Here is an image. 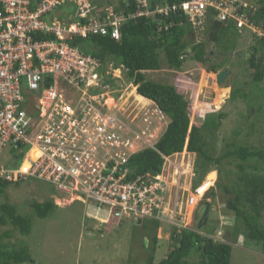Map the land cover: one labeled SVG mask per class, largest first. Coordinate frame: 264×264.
Returning a JSON list of instances; mask_svg holds the SVG:
<instances>
[{
    "label": "built area",
    "instance_id": "1",
    "mask_svg": "<svg viewBox=\"0 0 264 264\" xmlns=\"http://www.w3.org/2000/svg\"><path fill=\"white\" fill-rule=\"evenodd\" d=\"M133 1L136 10L127 12L100 0H0V180L45 181L59 197L87 204V216L95 220L155 219L181 232L188 228L177 216L186 205L179 189L185 170L180 173L175 165L176 193L166 174L174 154L160 152L165 162L159 173L132 176L130 166L141 150L159 151L160 136L151 139L153 124L164 113L141 96L155 106L148 117L149 110L129 121L120 116L108 99L110 79L123 66L105 64L68 40L90 35L120 39L127 21L178 13L196 30L204 29L211 16L234 19L238 28L249 27L258 36L264 29L250 22L256 7L248 0ZM194 170L189 172L195 175ZM209 177L197 187L190 183L184 203L197 207L209 190L205 187L215 183Z\"/></svg>",
    "mask_w": 264,
    "mask_h": 264
},
{
    "label": "rangeland",
    "instance_id": "2",
    "mask_svg": "<svg viewBox=\"0 0 264 264\" xmlns=\"http://www.w3.org/2000/svg\"><path fill=\"white\" fill-rule=\"evenodd\" d=\"M100 1L107 4L110 1L118 3L119 0ZM69 12L74 13V8H70ZM202 30L187 36L186 40L190 44L202 40L207 43V50L213 51L214 61L223 62L225 68L229 69L223 83L218 82L217 73L207 71L205 65L190 59L180 69H169L164 64L160 70L148 71L147 76L175 85L186 96L190 103V113L193 114L191 124L208 119L220 122L215 140L208 138L211 141L210 152L214 155H220L231 147L230 142L264 150V80L253 79L255 69L248 61L253 46L257 45L258 35L249 27L233 29L226 40L229 46L226 49L209 41L207 33L204 34L206 31L203 33ZM115 73L113 83L110 84L109 105L127 121L130 118L138 119L149 110L148 117L155 106L141 97L137 86L128 79L124 69L122 73ZM233 88L236 91L234 97ZM221 113L225 116L221 117ZM168 122L169 118L165 116L153 124L156 129L152 141L161 137ZM195 159L196 154L185 149L172 156L171 163L174 166L169 162L166 165L172 193H176L177 189L172 174L175 165L179 167L180 173L185 170L179 184L182 202H185L184 196L188 195L190 183L197 177L195 170V175L189 172L192 166L195 169ZM211 168L217 178L210 188H213V193H207L197 207L183 202L186 205L182 212L178 209L181 212L177 215L179 223L195 229L207 205L204 201L207 200L211 203V209L206 225L202 228L203 234L220 242L226 240L225 235H229L228 239L233 243L231 264H264L262 242L249 239L243 229L238 238L234 237V232L229 231L235 225L236 218L227 208V200L234 195H226L216 185L218 168L221 170L222 183L237 190L240 185L237 165L223 161L220 166L213 165ZM53 200L57 206L50 210L47 217L35 213L34 203H50ZM5 203L16 206L17 212L31 223L29 231L23 233L10 222H0V239L16 249L25 248L33 259L14 264H144L151 256H154L157 263L167 257L175 246L173 225L160 221V226L154 231L156 241H153L151 219H143L141 222L133 218L125 219L122 224L116 220L109 223L95 220L87 216V204L59 197L56 189L45 181L34 179L11 183L0 193V206ZM2 213L0 208V215ZM199 260L197 253L188 257L189 264H198Z\"/></svg>",
    "mask_w": 264,
    "mask_h": 264
},
{
    "label": "trees",
    "instance_id": "3",
    "mask_svg": "<svg viewBox=\"0 0 264 264\" xmlns=\"http://www.w3.org/2000/svg\"><path fill=\"white\" fill-rule=\"evenodd\" d=\"M182 1L184 0H162L160 2L179 3ZM248 1L256 7V10L252 11L249 16L250 22L264 29V0ZM156 2L159 1H152L153 4ZM110 4H115L117 9H125L127 12L136 10L133 0H119L118 3L110 1ZM233 29H240L234 19L218 21L211 16L202 32L206 31L204 34L207 33L209 41L227 49L229 46L226 44V40ZM196 31L198 30L188 22L187 17L178 13L159 16L157 19L140 17L127 21L121 26L120 39H115L111 35L75 36L69 39L68 43L79 47L86 54L100 58L105 64L113 63L115 67L123 66L128 79L137 86L138 93L154 101L164 115L169 118L168 125L156 144L159 151L146 148L131 157L132 176L147 172H161L165 162L161 153L170 156L181 153L186 148L196 154L197 177L194 187L202 184L205 176L213 170L211 168L213 165L220 166L223 161H227L228 164L235 163L239 171L240 182L237 190L223 184L221 170L216 169L219 175L216 182L217 187L223 190L226 195L230 193L234 195L233 198H228L227 208L235 215L236 223L231 230H228L234 232V237L237 238L244 230L249 239L262 242L264 248V150L230 142L231 147L220 155H214L209 149L211 147L209 139L215 140L220 122L208 119L204 122L194 121L191 124L193 114L190 113V103L186 96L175 85L153 80L147 76L148 71L160 70L164 64L169 69H180L187 59L205 65L207 71L212 73H218L224 69L223 62L214 61L213 51L207 50L205 41L190 44L186 40L187 36L195 35ZM222 53L226 54L223 51ZM260 53L262 54L260 55ZM248 61L255 69L253 79L263 81L264 35L258 36L257 45L253 46V53ZM110 83H113L112 79H110ZM235 93L233 88V97ZM220 115L221 117L225 116L224 113ZM247 168L251 171H248ZM10 184L6 180H0V193H3ZM212 190L213 188L208 194H211ZM204 203L211 205L207 200ZM54 206H57L54 200L50 203H34L35 213L40 217H47ZM0 208L4 212L0 215L1 223L10 222L23 233L29 231L30 220L19 214L16 206L5 203ZM207 219L208 216L203 220V227L206 225ZM142 220L140 219L139 222ZM151 221L153 223L152 238L153 241H156L154 231L160 226V221L155 219H151ZM173 227L172 237L175 246L172 251L157 263L154 261V256H151L144 264H189L188 257L195 253L200 256L198 264H231L233 243L228 239L229 235H225L226 240L220 242L203 234V227L198 229L197 225L195 229L183 228L181 232H178L176 226ZM7 235L8 233H6ZM25 261H33L25 248L16 249L10 243L0 239V264Z\"/></svg>",
    "mask_w": 264,
    "mask_h": 264
},
{
    "label": "water",
    "instance_id": "4",
    "mask_svg": "<svg viewBox=\"0 0 264 264\" xmlns=\"http://www.w3.org/2000/svg\"><path fill=\"white\" fill-rule=\"evenodd\" d=\"M229 74V69L225 68L224 70H221L217 73V79L219 83H223L226 79V77ZM210 213V205L207 204L205 207V210L203 212L202 217L200 218L199 222H198V229H201L203 227V220L209 215Z\"/></svg>",
    "mask_w": 264,
    "mask_h": 264
},
{
    "label": "bare ground",
    "instance_id": "5",
    "mask_svg": "<svg viewBox=\"0 0 264 264\" xmlns=\"http://www.w3.org/2000/svg\"><path fill=\"white\" fill-rule=\"evenodd\" d=\"M108 104H109V102H108ZM168 160L172 161L171 158H169ZM213 175H214V176H213ZM214 178H216V174H215V173H211L209 179H210V180H214ZM212 185H213V183L207 185V186L205 187L204 190H206L208 187H210V186H212Z\"/></svg>",
    "mask_w": 264,
    "mask_h": 264
},
{
    "label": "clouds",
    "instance_id": "6",
    "mask_svg": "<svg viewBox=\"0 0 264 264\" xmlns=\"http://www.w3.org/2000/svg\"><path fill=\"white\" fill-rule=\"evenodd\" d=\"M186 149H187V148H186ZM213 172H215V171H213ZM213 172H212V171H210V172H209L207 175H209V174H211V173H213ZM207 175L205 176V178H204V180H203L202 184L204 183V181H205V179H206ZM216 179H217V178H216ZM193 183H194V180H193ZM202 184H200V185H202ZM212 186H213V185H212ZM212 186H210V187H209V190H210V188H211ZM196 187H197V186H196ZM206 190H207V189H206ZM209 190H207V193H208V191H209ZM207 193H206V194H207ZM198 205H199V204H198Z\"/></svg>",
    "mask_w": 264,
    "mask_h": 264
}]
</instances>
